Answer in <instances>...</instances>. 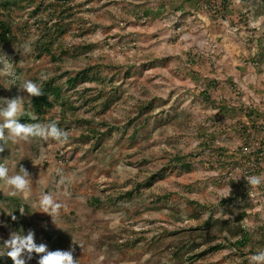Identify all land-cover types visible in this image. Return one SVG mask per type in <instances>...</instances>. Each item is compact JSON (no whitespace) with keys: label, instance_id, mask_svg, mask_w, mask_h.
Segmentation results:
<instances>
[{"label":"rangeland","instance_id":"374dc122","mask_svg":"<svg viewBox=\"0 0 264 264\" xmlns=\"http://www.w3.org/2000/svg\"><path fill=\"white\" fill-rule=\"evenodd\" d=\"M230 1L248 20L239 13L229 21L212 17L198 0H70L64 5L68 14L43 29L59 38L56 54L65 51L57 62L40 51L37 28L22 42L0 44V107L20 96L21 123L58 118V127L69 134L63 146L33 138L9 141L0 153L9 176L21 165L29 171L31 187L13 197L0 181V221L7 224L0 226V252L6 251L3 241L11 231L29 229L50 250L74 245L77 264H248L262 250L257 222H264V182L249 190V217L240 220L241 193L234 188L243 170L230 166V158L218 164L216 147H200V135L213 133L217 144L235 151L241 146L238 123L249 122L244 111L236 120L225 119L204 103L203 91L220 104L257 111L251 120L264 125V65L253 62L264 35V0ZM48 3L38 0L37 6L18 11L15 29L42 21ZM60 18L63 35L54 31ZM92 68L100 74L90 72L72 87L66 83ZM28 80L38 86L49 80L62 84L64 106L73 103L76 111L68 105L63 115L56 103L44 108V121L30 122L37 118L33 97L22 91ZM148 101L156 102L154 109L141 112ZM176 115L183 119L164 125L167 116ZM89 129L99 134L88 135ZM177 157L191 168L182 167ZM173 167L179 169L167 171ZM253 169L248 166L246 173ZM262 169L255 175L264 174ZM229 186L231 194L221 199L220 190ZM43 193L63 205L55 224L40 213ZM211 218L220 223L200 229ZM239 226L248 233L246 246L226 244L229 229ZM218 243L226 247L206 253ZM29 264H37L35 255Z\"/></svg>","mask_w":264,"mask_h":264},{"label":"trees","instance_id":"16d2710c","mask_svg":"<svg viewBox=\"0 0 264 264\" xmlns=\"http://www.w3.org/2000/svg\"><path fill=\"white\" fill-rule=\"evenodd\" d=\"M70 0H49V3L46 6H43L45 11V16L41 20H34V24L31 25L30 23H25L24 25H21V27L16 26L19 25V21L15 20V15L20 10H27L28 8H31L34 5H38V0H0V44H3L5 46H9L13 44L15 41L22 42V36H29L30 32L34 31V28L42 30V45L40 51H42L46 56L50 58L51 61L57 62L60 57H63L65 55V51L61 48V51L59 54H56L54 51V44L56 43L59 38H57L55 35L50 34L51 31L49 30V35H44V28H49L52 19L54 20L55 17L61 16V18L65 17L68 14V11H66L64 5L68 4ZM201 2V4L205 3V6L208 7L210 10V14L212 17H218L221 16L227 18L225 21H229L233 19L234 13L236 14H242L240 12V9H235L232 6V3L230 0H198ZM63 7L64 9L62 10ZM231 7H233V11H231ZM59 14V15H58ZM264 14V11H263ZM60 18V23L62 22ZM241 18L245 21L248 20L247 15H241ZM22 20V19H21ZM224 20V19H223ZM55 32L60 35H63L65 32L62 29V23L57 27L55 26ZM264 33V32H263ZM259 41V44H258ZM257 48H261L260 53L254 55L253 62L256 64H259L260 66L264 65V35L262 34L259 39L257 40ZM59 46L61 44L59 43ZM87 48V47H86ZM93 73L96 75L100 74V71H96L94 68L91 69V71L82 70L78 72L75 78L70 77L66 81L68 85L71 87L77 84V81L79 78L84 77L88 74ZM109 80V77H106L105 80H103L106 83V81ZM216 84V82L214 83ZM43 92V95L40 97H33L31 101V107L33 109V114L37 119L34 120H28L30 122H37L44 121L46 114L44 111V108H53L54 105L57 103L62 104L63 111L62 114L67 113V110L64 108L68 107L70 105V109L72 111H76V107L73 103H67L66 106H64V91L62 88V84L55 83L53 80H49L47 82L40 83V86ZM104 87V86H103ZM232 89L234 90L236 85L233 84ZM103 91L102 89H100ZM101 93V92H100ZM201 95L204 97V103L207 105L212 106L214 109L219 110L220 114L224 113V118L227 119L229 117L233 118V120H236L239 118V115L242 111H244V115L247 117L249 122H239L238 123V134L241 137V146L238 147L235 151H232L229 148H223L222 145L217 144L215 135L211 133V135H207V133H203L200 136H202V141L200 142V147L202 148H214L216 147V156L218 161H220L218 164L224 163L225 161H228V158L231 160L230 166H234L235 170L242 169L244 177L249 176L246 172L248 171V166H253V170H250L251 175H255L257 172L261 173L263 172L262 168L264 165V125L263 126H257L256 120H251L252 116L257 113V111L249 110L246 107L231 105L232 102H221L218 103L217 101L213 100V98L208 94L207 91H203ZM89 99H87L88 101ZM148 104L143 105L141 112L143 111H149L154 109L155 103L154 101H148ZM246 110V111H245ZM153 117V116H150ZM223 118V120H224ZM181 119H183L182 116L176 115V116H167L166 120L164 121V125H170L173 123H178ZM53 119H51L52 121ZM55 120V119H54ZM225 121V120H224ZM146 121H144V124ZM213 123L216 125V130L219 131L220 128H217L218 125H221L220 122L214 118ZM59 125H61L59 123ZM163 126V125H161ZM161 126L157 127L156 130H158ZM234 128H236L234 126ZM95 132H92L91 129L88 130V135L91 134L96 135L99 134L97 130H94ZM183 158L177 157L175 160L181 163V160ZM182 167L191 168V165H188L187 163H181ZM175 169H179L178 167L170 168L167 171H175ZM257 169V171H255ZM252 172V173H251ZM233 178H237V175L235 176L231 174ZM237 187L238 190L241 193V196H237V200L239 203L240 208V220L245 219L246 217H249V190L252 189L251 186L247 185L246 180L243 178L242 181H237L235 188ZM223 207L229 206V201H221ZM220 220V219H219ZM218 219L214 220L211 218L209 221H206L204 226L200 229H203L206 231L207 229H211L213 227V223H220ZM258 234L260 237V247L262 250H264V222L258 221ZM226 224V223H224ZM230 232L225 237L226 244H230L232 246L241 245L246 246L248 242V233L246 230L239 227H233L229 229ZM226 245L222 243L215 244L213 246H210L206 253L216 252L223 248H225ZM4 259H0V261H3Z\"/></svg>","mask_w":264,"mask_h":264},{"label":"clouds","instance_id":"9594fccd","mask_svg":"<svg viewBox=\"0 0 264 264\" xmlns=\"http://www.w3.org/2000/svg\"><path fill=\"white\" fill-rule=\"evenodd\" d=\"M22 91L29 98L43 95L41 87L30 80L23 83ZM5 100V106L0 107V118L3 120V123H0V141L3 142V144H0V153L5 151L9 141L18 144L28 142L33 138H40L45 141L51 139L58 146H63L69 142V134L58 127V118L46 124L21 123L17 117L22 111L23 98L16 96ZM262 175L243 176V178L246 180L247 185L257 188L264 182ZM29 176V171L22 165L18 174L9 176L8 167L4 163H0V181H3L11 189L9 195L13 197L31 190ZM240 178L238 177L237 180ZM230 194V186L227 190H220L219 193L221 199L229 197ZM39 207L41 209L40 213L51 217L52 222L55 224V219L59 216L63 205L54 200L50 193H43L39 197ZM20 214L21 216L24 215L23 209L20 210ZM11 219L16 221L17 217L11 215ZM0 226L7 227V224L0 221ZM3 242L6 251L0 252V259L6 258L11 261V264H29L34 255L37 258V264H77V259L74 258V245H70L67 250H50L46 243L41 242L38 244L36 242L35 231L32 229H29L26 234L11 231L8 238ZM248 264H264V250L251 255Z\"/></svg>","mask_w":264,"mask_h":264},{"label":"built area","instance_id":"2783aa9c","mask_svg":"<svg viewBox=\"0 0 264 264\" xmlns=\"http://www.w3.org/2000/svg\"><path fill=\"white\" fill-rule=\"evenodd\" d=\"M61 154H65L64 149L61 150ZM253 194H254V193H252L251 196H252Z\"/></svg>","mask_w":264,"mask_h":264}]
</instances>
